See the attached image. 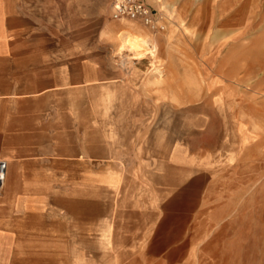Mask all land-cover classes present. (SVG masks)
Wrapping results in <instances>:
<instances>
[{
    "label": "rangeland",
    "instance_id": "1",
    "mask_svg": "<svg viewBox=\"0 0 264 264\" xmlns=\"http://www.w3.org/2000/svg\"><path fill=\"white\" fill-rule=\"evenodd\" d=\"M80 3L57 14L66 53L96 59L82 93L96 142L82 150L97 159L80 184L66 176L65 219L27 223L33 247L49 264H264V0H165L178 14L163 33L113 19L110 0ZM132 33L150 47L126 45ZM151 152L162 175L137 174ZM189 168L210 172L197 199ZM173 211L191 219L160 247Z\"/></svg>",
    "mask_w": 264,
    "mask_h": 264
},
{
    "label": "crops",
    "instance_id": "2",
    "mask_svg": "<svg viewBox=\"0 0 264 264\" xmlns=\"http://www.w3.org/2000/svg\"><path fill=\"white\" fill-rule=\"evenodd\" d=\"M96 1L89 0V6ZM147 2L167 19L178 14L165 0ZM67 6L81 8V3L0 0V159L8 162L0 188V264H49L48 250L33 247L34 233L25 226L31 219H65L67 191H71L66 176L77 175L80 184L83 170L94 167L97 159L82 150L86 142H96L86 139L82 124L83 89L85 95H92L83 87L87 84L83 72L95 69L90 65L96 59L66 53L64 19L57 11ZM218 66L225 74L224 57H219ZM95 126L91 120L90 133ZM142 159L146 163H141L137 174L162 175L160 152ZM120 168V174L132 173L128 167ZM188 170L184 183L197 199L210 172ZM189 213L173 211L174 215L163 217L157 239L160 247L184 237Z\"/></svg>",
    "mask_w": 264,
    "mask_h": 264
},
{
    "label": "built area",
    "instance_id": "3",
    "mask_svg": "<svg viewBox=\"0 0 264 264\" xmlns=\"http://www.w3.org/2000/svg\"><path fill=\"white\" fill-rule=\"evenodd\" d=\"M112 17L115 20L140 22L154 33H163L167 29L168 19L160 11L152 8L147 0H111ZM8 162L0 159V188L7 177Z\"/></svg>",
    "mask_w": 264,
    "mask_h": 264
},
{
    "label": "bare ground",
    "instance_id": "4",
    "mask_svg": "<svg viewBox=\"0 0 264 264\" xmlns=\"http://www.w3.org/2000/svg\"><path fill=\"white\" fill-rule=\"evenodd\" d=\"M124 42L131 48H148L150 47V41L148 38L144 36H138L135 34H128L126 35ZM124 47V46H123Z\"/></svg>",
    "mask_w": 264,
    "mask_h": 264
}]
</instances>
